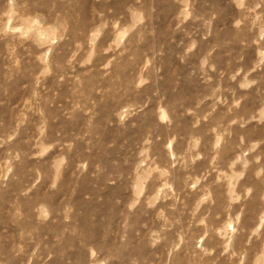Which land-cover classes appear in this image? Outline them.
<instances>
[{
  "label": "rangeland",
  "instance_id": "374dc122",
  "mask_svg": "<svg viewBox=\"0 0 264 264\" xmlns=\"http://www.w3.org/2000/svg\"><path fill=\"white\" fill-rule=\"evenodd\" d=\"M0 264H264V0H0Z\"/></svg>",
  "mask_w": 264,
  "mask_h": 264
}]
</instances>
